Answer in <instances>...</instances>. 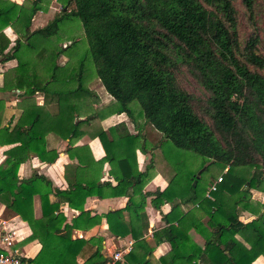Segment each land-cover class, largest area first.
<instances>
[{
	"label": "trees",
	"instance_id": "trees-1",
	"mask_svg": "<svg viewBox=\"0 0 264 264\" xmlns=\"http://www.w3.org/2000/svg\"><path fill=\"white\" fill-rule=\"evenodd\" d=\"M49 1L29 0L0 10L2 24L8 18L21 24L5 53L7 38L0 32V59H16L3 73L0 89H22L23 95L20 112L7 125L0 115V144L15 142L0 163V202L4 216L16 213L26 220L31 232L25 238L40 243L28 261L108 262L99 241L78 263L76 255L86 240L70 235L72 224L89 219L82 203L94 191L60 194L69 206L80 208L67 223L58 201L49 200V180L36 172L19 179L16 171L31 153L40 160L55 159V149L45 147L48 132L68 142L86 133L98 137L103 160L121 168L115 174L118 182L139 181L144 173L131 172L130 160L135 163V149L147 146L142 134L129 133L123 122L107 129L100 125L103 114L121 111L161 133L155 146L171 170L166 186L150 192L157 208L159 202H171L161 213L165 225L152 232L155 243L168 242L164 254L152 257V245L143 236L142 197L139 202L129 195L123 208L104 213L114 235L133 238L122 264H252L258 254L264 256V55L256 50L254 31L240 41L235 7L239 1L251 18L254 0H56L53 15L29 29L31 16ZM71 22L82 28L83 50L78 51ZM62 27L65 38L59 35ZM61 54L67 56L63 62ZM180 67L202 87L203 98L178 83ZM91 77L112 98L101 107L95 106ZM36 92L42 93L41 104L33 98ZM75 148L78 160L85 162L87 146ZM217 175L220 180L208 190ZM255 190L263 193L260 200L251 199ZM34 194L39 217L32 212ZM242 212L249 215L246 220L239 218ZM190 228L202 236L201 245L188 235Z\"/></svg>",
	"mask_w": 264,
	"mask_h": 264
},
{
	"label": "crops",
	"instance_id": "crops-1",
	"mask_svg": "<svg viewBox=\"0 0 264 264\" xmlns=\"http://www.w3.org/2000/svg\"><path fill=\"white\" fill-rule=\"evenodd\" d=\"M28 2L29 0H0V10L7 9L6 7H8L9 4H28ZM58 8V2L56 0H50L44 9L37 10L31 16L29 29H34L43 25ZM2 23L3 21H0V32L7 38V43L2 50V53H5L11 50V46L17 34L16 30L19 29L21 24L17 20H10V18H8L7 24ZM15 64V58L6 60L0 59V85H2L4 81L3 73ZM21 91L22 89L12 88L10 86L0 89V115L1 122L5 125H7V121L10 117L13 115L16 117L20 112L18 103L21 98H23V95L19 94ZM106 94L107 96L103 98H99L97 94L98 100L95 106L101 107L112 99L108 93ZM33 98L37 104L42 103L43 97L41 92H36ZM138 119L135 121L121 111L103 114L100 119V125L103 129H107L117 122H123L129 133L139 132L142 134L147 146H144V150H140L139 148L135 149V163L130 160L131 172L142 171L144 173V176L140 178L139 181L133 179L131 182L128 180H120V182H118L115 174L120 175L122 172L121 168L114 164H110L107 160H103L105 151L98 137L89 136L86 133L78 135L72 139V142H68L65 138L48 132L45 135V147L47 149H55L57 152L55 159L52 161H44L31 153L29 157L19 162L17 166L16 174L19 179L27 178L31 176L33 172H36L42 174L49 180L51 187V192L48 195L49 200L58 201L59 210L65 217L64 222L67 223H71L72 218L79 213L80 208L77 206H69L60 194H67V192L75 191L80 195V193H82L81 191L84 190L94 191L87 194L82 203V208L88 211L89 219H84L77 224H72L70 227L71 237H81L86 240L76 255L78 263H81L92 252L96 243L99 241L101 243V252L108 259L115 251H120L123 257L131 247L133 242L131 235L129 233L114 235L108 229V224L104 216V213L108 210L123 208L129 195H132L135 199H139V202H141V197L143 198V206L140 213L145 215L147 221L143 236L147 243L152 245L151 256L157 258L169 249V244L165 240L155 243L152 238V232L154 229L165 225V222L161 218V213L169 210L171 202H159L157 208L153 206L150 201L152 197L150 192L156 189H163L166 186L171 170L167 165V161L162 156L160 149L155 146L158 139L153 141L146 136L144 125H151L142 120L139 121ZM159 137L160 136H158V138ZM14 143L15 142L0 144V163L5 157L4 150ZM80 146H87V150L83 154L85 162L78 160V156L76 155L78 149L75 147ZM76 187H80V189H76ZM56 190L62 191L63 193H56ZM146 192H149V194ZM3 206L4 204L0 202V207H2V209ZM181 206L184 209L186 208L184 205ZM32 212L35 217L40 216V203L37 194H34L32 198ZM7 217H11L17 226H19L23 239L30 234L31 230L26 220L22 219L18 214L12 213ZM248 217L249 215L246 212H242L239 215V218L243 220H246ZM123 219L127 221V211H123ZM143 219L144 216H142L139 224H141ZM187 233L197 244L201 245L203 243L202 236L193 228H190ZM22 241V249L29 257L33 256L40 247V243L35 238L27 241L25 245ZM24 246L27 247V249L25 248L26 250ZM88 247L90 248L89 252ZM86 249L87 253H85ZM80 251L83 252L81 253ZM108 263L109 260L106 264ZM251 263L264 264V256L258 254Z\"/></svg>",
	"mask_w": 264,
	"mask_h": 264
},
{
	"label": "rangeland",
	"instance_id": "rangeland-1",
	"mask_svg": "<svg viewBox=\"0 0 264 264\" xmlns=\"http://www.w3.org/2000/svg\"><path fill=\"white\" fill-rule=\"evenodd\" d=\"M235 7L237 10V22H238L237 23V31H238V36H239L240 41H243L250 34L251 31H254L258 36V42L256 44V50H257V52L264 55V0H254L253 1L251 18L248 17L246 11L242 7V5L239 3V1L235 2ZM71 27L73 30V34L79 38L78 51L85 49L86 42L82 36L81 26H79V24H77L75 22H71ZM59 35L63 38L66 37L67 34H66V29H64V27L60 28ZM66 58H67L66 55L61 54L58 57V60L60 62H62ZM175 74H176V79H177L178 83L184 89L188 90L189 92L196 94L200 98H203L205 96V92L203 91L202 87L185 70V68L180 67L176 71ZM88 85L94 89V91L99 95V98H101V97L103 98V97L107 96L103 87L100 85L99 81L96 78L91 77V79L88 82ZM138 120L140 121L142 119H138ZM144 126H145L144 131L146 133V136L149 137L150 139H152L153 141L157 140L158 136H161V133L158 131H155L151 126H147V125H144ZM172 147H174V146H172ZM178 151H181V150H178ZM185 152L191 153L188 151H185ZM193 158L196 160V155H194ZM161 164H162V162H161ZM205 165H206V163L203 164L201 167H199L196 170V174H199V172L205 167ZM210 172L214 173L215 168L211 167ZM251 197H252L251 199H254L257 201V200H260L261 197H263V193L261 191L257 192L255 190L251 193ZM29 240L30 239H28V238H24L22 242L25 245V243ZM25 248L27 249V247L24 246V249ZM89 250H90V248L88 247V252H89ZM80 252L82 253L83 251H80ZM85 253H87V249H86Z\"/></svg>",
	"mask_w": 264,
	"mask_h": 264
},
{
	"label": "built area",
	"instance_id": "built-area-1",
	"mask_svg": "<svg viewBox=\"0 0 264 264\" xmlns=\"http://www.w3.org/2000/svg\"><path fill=\"white\" fill-rule=\"evenodd\" d=\"M220 175L208 186V190L215 188V182L219 181ZM208 190L205 195L208 194ZM23 240L22 232L19 226L11 217L3 215L0 207V264H33L28 261V255L23 251L21 241ZM109 263L114 260L123 263V257L120 251H115L109 257Z\"/></svg>",
	"mask_w": 264,
	"mask_h": 264
},
{
	"label": "water",
	"instance_id": "water-1",
	"mask_svg": "<svg viewBox=\"0 0 264 264\" xmlns=\"http://www.w3.org/2000/svg\"><path fill=\"white\" fill-rule=\"evenodd\" d=\"M194 182H195V179H193L192 183L194 184Z\"/></svg>",
	"mask_w": 264,
	"mask_h": 264
}]
</instances>
